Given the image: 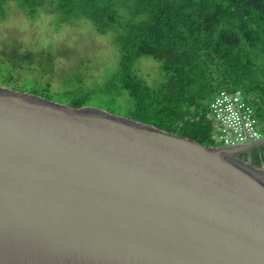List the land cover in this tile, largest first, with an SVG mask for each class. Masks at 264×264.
I'll list each match as a JSON object with an SVG mask.
<instances>
[{"label":"water","instance_id":"obj_1","mask_svg":"<svg viewBox=\"0 0 264 264\" xmlns=\"http://www.w3.org/2000/svg\"><path fill=\"white\" fill-rule=\"evenodd\" d=\"M0 88V264H264V168Z\"/></svg>","mask_w":264,"mask_h":264},{"label":"trees","instance_id":"obj_2","mask_svg":"<svg viewBox=\"0 0 264 264\" xmlns=\"http://www.w3.org/2000/svg\"><path fill=\"white\" fill-rule=\"evenodd\" d=\"M14 8L32 20L53 15L61 26L85 20L97 34L113 35L118 68L89 91L75 88L80 75L66 74L68 90L55 93L17 80L34 65L43 75L52 71L55 53L16 50L2 56L0 87L72 109L118 116L125 108L129 120L202 147H219L208 119L214 97L240 92L264 138V0H0V22ZM143 58L160 65L159 80L149 84L138 74ZM250 152L249 163L264 168V146Z\"/></svg>","mask_w":264,"mask_h":264},{"label":"rangeland","instance_id":"obj_3","mask_svg":"<svg viewBox=\"0 0 264 264\" xmlns=\"http://www.w3.org/2000/svg\"><path fill=\"white\" fill-rule=\"evenodd\" d=\"M16 50L21 54L31 53L38 56L49 50L55 53L56 60L53 61L52 71L43 75L38 66L34 65L27 71L17 72L18 83L29 81L40 86H48L55 93L68 90L67 81L62 80L66 74H74L72 80L80 75L75 88L89 91L108 80L117 71L119 62L113 35L97 34L89 22L83 20L75 25L61 26L53 15L42 13L32 20L14 8L10 17L0 22V71L2 56ZM136 67L138 74L149 84L160 79V72L158 74L160 65L154 60L143 58ZM1 77L0 73V79ZM156 83L158 81L154 82L153 86ZM93 105L97 107L99 102L93 101ZM118 110L116 114L119 117L128 119L125 108ZM216 140L219 141L218 136ZM242 159L249 162L245 158Z\"/></svg>","mask_w":264,"mask_h":264},{"label":"built area","instance_id":"obj_4","mask_svg":"<svg viewBox=\"0 0 264 264\" xmlns=\"http://www.w3.org/2000/svg\"><path fill=\"white\" fill-rule=\"evenodd\" d=\"M208 119L212 122L217 143L226 147H237L263 138L254 117L253 108L247 104L240 92L221 91L209 106Z\"/></svg>","mask_w":264,"mask_h":264},{"label":"flooded vegetation","instance_id":"obj_5","mask_svg":"<svg viewBox=\"0 0 264 264\" xmlns=\"http://www.w3.org/2000/svg\"><path fill=\"white\" fill-rule=\"evenodd\" d=\"M254 149H257V148H254ZM254 149H252V150H254ZM250 155H251V152L250 153L246 152V153L242 154V156H240V157L249 160L250 159Z\"/></svg>","mask_w":264,"mask_h":264},{"label":"crops","instance_id":"obj_6","mask_svg":"<svg viewBox=\"0 0 264 264\" xmlns=\"http://www.w3.org/2000/svg\"><path fill=\"white\" fill-rule=\"evenodd\" d=\"M217 134H215V141H216ZM217 143V142H216ZM219 144V143H218ZM222 145V144H221ZM223 146V145H222ZM220 147V146H219Z\"/></svg>","mask_w":264,"mask_h":264}]
</instances>
